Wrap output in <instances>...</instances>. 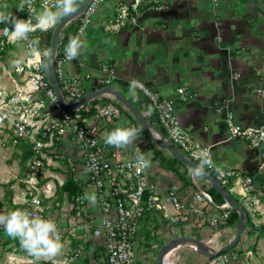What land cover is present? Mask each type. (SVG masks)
<instances>
[{"label":"built area","instance_id":"1","mask_svg":"<svg viewBox=\"0 0 264 264\" xmlns=\"http://www.w3.org/2000/svg\"><path fill=\"white\" fill-rule=\"evenodd\" d=\"M105 1L90 0L86 8L69 21L74 20L68 35L59 33L54 66L65 102H73L88 90L114 84L116 79L114 68L106 62L97 64L95 69L99 75L87 73L89 80L86 83L64 69V65L72 61L64 52L69 37L83 33V39L93 14ZM20 2L0 0V8L6 6V10L16 17L27 18V7L24 11L17 9ZM210 2L216 6L219 0ZM41 4L42 0H35L38 9ZM166 6L165 0H116L113 11L117 19L135 24L146 7L159 10ZM6 27L0 24V145L15 148L24 143L27 146V160L14 182L19 195L17 199L12 198L19 208L38 211L40 215L54 219L62 242L70 244L63 262L44 259L35 264H84V259H90L94 264H154L155 251L151 249L152 243L147 244V238L149 232L154 234L158 223L164 232L163 240L171 237L170 226L186 225L193 232L187 234L203 238L209 232L211 235L221 234L219 226L226 223L231 211L227 203H216L195 183L190 173L193 184L188 197L186 186L166 185L150 178L145 169L137 171L135 167L126 166L134 163L135 153L129 158H109L107 148L98 136L102 128L112 124L118 116V103L99 97L101 94L74 109H65L58 99L53 102L51 97L56 94L48 80L46 67L40 66L37 58L29 57L24 41H12L5 34ZM51 30L32 33L40 38L41 49L48 50ZM17 60L24 61L22 71L14 66ZM263 69L264 60L256 71L259 73ZM237 75L235 73L234 77ZM176 90L181 99L194 95L186 86ZM143 93L149 104L142 114L152 132L198 163L194 158L196 145L211 144L190 139L179 123L173 99L161 97L145 85ZM253 93L264 95V85L259 83ZM224 122L230 138L238 137L255 148L264 145V120L260 124L243 126L228 112ZM177 124L181 128V142H177L172 134ZM64 142L78 144L83 154L80 164L77 165L73 155L65 149ZM53 158L63 159L74 174L72 181L76 184V191L71 196L64 190L60 195L57 193L64 177L56 178L51 191L43 180L42 172ZM215 165V168L205 169L225 187L228 186L229 191L242 196L240 204L254 223L253 217L259 208L253 177L229 166ZM93 192L97 197L94 206L84 199L86 194ZM155 216H158L157 224ZM246 229L247 225L233 247L220 253L201 254L195 264H240L241 258L244 264H252V247L246 242L249 239L245 235Z\"/></svg>","mask_w":264,"mask_h":264},{"label":"crops","instance_id":"2","mask_svg":"<svg viewBox=\"0 0 264 264\" xmlns=\"http://www.w3.org/2000/svg\"><path fill=\"white\" fill-rule=\"evenodd\" d=\"M115 1L116 0H106L93 14L83 38L86 40L87 46L81 50V54L76 59L64 65L66 72L68 74H73L78 77L79 80L86 83L89 80L87 73L99 75L95 68L99 61L104 60L114 68L116 78L121 81L120 83L114 80L113 85L117 86L122 91L123 89L121 86H129L131 77L134 76L137 79H143L146 83L156 87L163 97L164 95L166 97L169 96V98L174 100L181 127L196 140L211 144L215 164L224 167L229 166L240 170L242 173L250 174L253 177L257 193L262 189L264 190V145L255 148L240 138H230L224 122V117L228 112H232L236 117L235 119L243 126L260 124L264 120V95L258 96L253 94L258 98L260 103L258 107L255 108L254 112H252L250 118H244V116L241 115L243 113L238 112L240 108L233 107V104H237V106H242L243 110H247L248 104L243 100L247 98L246 90L245 86L241 83L242 77H245L244 75L247 76L250 72H253L256 78L255 85L259 83L264 85V69L259 73L256 71L264 60V56L256 55V52H260L264 49V0H246V2L254 4V6L248 7L245 11L228 9L226 15H221V13L218 12L215 18L220 20L219 24L215 28H212V25H210L211 28H207L206 32L202 34L203 36L204 34L210 35L213 47L211 44L212 49H209V46L208 49H204L205 45L202 44L200 50L202 52L201 55H206L207 50L220 53V55L217 54L220 58V62L217 63H220L218 65L221 71L213 74H202L197 77V82L201 84L204 82H211L212 86L207 85V87H203L204 85H202L203 88L200 87L202 89H198L199 91L196 93L197 96L195 100H189L188 98L181 99L178 97L177 91L170 89V84H172L174 80L172 77L175 78L171 68L186 65V58L184 55L183 57L179 56L175 58L174 54L172 55V53H170L172 49V38L167 40L163 36L164 33H162V29L159 28V30L156 31L153 26L160 23L164 26V30L167 31L166 34L169 35L179 32L183 37L179 38L180 41L183 40L185 42L186 36L191 29H188L183 23H186L195 15V17H197L196 23L199 21V23L202 24V21L204 22L210 19V15L207 13L208 11L203 10V4L206 0H165L167 4L166 8L157 10L146 7L140 12L138 22L135 24L124 19L119 20L115 17L113 11ZM242 26L246 31L245 38L243 36L244 34L240 36L241 38L239 37L241 41H243L242 43L235 40V38H232L233 40L227 38L231 35L236 37L237 31H242ZM195 30L201 31L199 27ZM258 35L262 38L258 39ZM159 47L163 48L165 53L159 55L155 54L156 52H151L152 50L157 51ZM224 52L227 53V57L229 58L224 56ZM229 53L230 55L232 54V59H230ZM231 60L233 61V65ZM198 61L202 62L203 58L201 57ZM157 64L164 67L163 72H160V70L151 71L150 68L148 70H143L144 67L156 66ZM235 73L238 74L236 77H234ZM122 82H127L128 85ZM255 85H253V87ZM99 97L107 101H116L112 95L106 93L101 94ZM144 98L147 97H143V99ZM130 100L133 103L135 102L133 99ZM136 100L138 104L141 105L140 111L143 113L148 102H146V99H144L145 101L140 100V98ZM141 101H143V103ZM214 101H217V103H214ZM137 102L134 104L137 105ZM210 102H212L215 107L218 105H220V107L213 109V107H209L211 106ZM118 109L119 114L116 119L112 121L114 124L107 125V127H105V129L102 128L99 133L98 140L100 142L104 143L103 136L106 132L111 131L118 124L130 121L128 120L129 117L127 114L129 112L127 109L122 108L119 103ZM128 124L134 125L133 122H128ZM142 134L143 133L139 132L138 140L146 138L145 135L143 134L142 136ZM105 146L108 156L112 160L129 158L134 154V148L136 146L141 150V147H144V145L140 146L139 141H136L135 145L127 148H115L107 144H105ZM64 147L69 151V154L73 155L75 161L82 160V150L77 143L64 142ZM0 148H6V146L0 145ZM18 148H21L19 152H25L26 154V144L23 143L20 147L18 146ZM7 150H9V153L5 154L2 152L3 156L7 155V158L12 157V155L16 156L10 148ZM142 151L146 154L145 149ZM162 153L165 155L164 152ZM17 160L19 161V158H11L10 162L7 161V163H2V166H0V180L4 179L2 177L6 172L7 179L9 178V180L11 177L15 176L17 170V163L15 162ZM52 161H49L51 164L46 166L47 177L43 179L47 182L49 191L52 190L55 179L62 177V172L57 170V165L54 164L57 163L61 165L60 163L65 162L62 159H54ZM156 162L157 160H151V169L153 170L149 167L147 168L148 170L145 169V173H147L150 178L167 185L168 177H166L165 174L167 170H163V173L158 171V168L154 165ZM10 189L11 191L13 190L12 188ZM15 191L16 190H13L12 193L15 194ZM260 207V212L264 211V202L263 204L259 203V208ZM260 212L258 211L257 214H260ZM158 225L161 226L159 223ZM158 225L155 226L157 229L154 227L155 230L160 229ZM5 239H7V234L6 237L3 238V241ZM5 242L3 246L5 248L2 250L7 254V264L12 261H19V259L23 261L25 257L35 259L22 247L17 250L15 247L11 246L15 240H6ZM63 244L64 249L62 255L54 258L52 261L58 263L63 262L67 249L70 246L67 241L63 242ZM173 255L175 256V254ZM239 260L241 261H239L240 264L245 263L242 258ZM82 261L84 264H94L90 259H84ZM1 263L5 264V261L1 260ZM166 264L171 263L167 261Z\"/></svg>","mask_w":264,"mask_h":264},{"label":"rangeland","instance_id":"3","mask_svg":"<svg viewBox=\"0 0 264 264\" xmlns=\"http://www.w3.org/2000/svg\"><path fill=\"white\" fill-rule=\"evenodd\" d=\"M80 2H82V0H79V3ZM203 6H204L203 10L208 11L207 13H209L210 19H207L204 22L202 21V24L199 23V21L196 23L197 17H195L196 16L195 15L190 20H188L186 23H183L184 26L188 27V29H191L189 31V34L186 36L185 42L183 40L180 41L179 38H181L182 35H180L179 32L174 33L173 35H169V34H166L167 31L164 30V26L161 25L160 23L155 24L153 26V28L156 31L159 30V28L162 29V33H164L163 36L167 40L172 38L171 39L172 49H171L170 53H172V55L174 54L175 58H178L179 56L183 57V55L186 58L185 59L186 65L175 66V67L171 68L173 71V75H175V78L172 77L174 80H173V83L170 84V87H171L170 89L177 91V90H175V88L177 89L178 87H181V86H186L188 88H191V91L194 93V95L192 97H189L188 98L189 100H195L196 96H197V94H196L197 91L201 90L203 87H205V86L207 87V85L212 86L211 82L210 83L204 82L202 84L200 82H197L196 81L197 77L201 76L202 74H213L215 72L217 73L218 71H221V68H219L220 66L218 65L220 63H217V62H220V60H219L220 58L217 56V54L220 55V53H215L213 51L207 50L206 55H204V56L201 55L202 52L200 50L202 48L201 47L202 44L205 45L204 49L205 48L208 49V46L210 49L211 44L213 47V42L211 40L210 35L204 34V36H203L202 34L206 32L207 28H211L210 25H212V28H215L219 24L220 20L215 18L216 14L218 12L221 13V15H226V11H228V9H231V10H237L238 9L241 11H245V10H247L248 7L254 6V4H250L249 2H246V0H220V3H218L216 6H214L211 4L210 1L206 0L205 3L203 4ZM73 22H74V20L71 21L70 23L67 22L63 26V28L60 32H64L63 30H66L70 26L72 27ZM197 27H199L201 29V31H196L195 29H197ZM241 29H242V31H237L236 37L234 35L230 34L231 36H229L227 38H230L231 40H233L235 38V40L240 41L242 43L243 41H241L240 36H242V34H244L243 36L245 38L246 31H245V28L243 26ZM257 38L261 39L262 37L258 35ZM216 39H217V37H216ZM159 45H160V43H159ZM151 52H153V53L156 52L155 54H159V55L165 53L163 48H160V47L157 49V51L152 50ZM256 53H257L256 55H258V56H264V49L262 51L256 52ZM223 54L225 57H227L226 52H224ZM232 54H233V51H232ZM232 54L231 55H230V53L228 54L230 56V59L233 58ZM236 54H237V52H236ZM201 57L203 58L202 62L198 61L199 59H201ZM227 58H229V57H227ZM103 62L108 63L107 61L101 60L98 62V64L103 63ZM108 65H109V63H108ZM232 65H233V61H232ZM149 68L151 69V71L160 70V72H163V69H164L163 66H161L160 64H157L156 66L144 67L143 70H148ZM244 76L245 77H242L243 79H242L241 83H242V85L245 86V90H246V97L247 98H244L243 100L248 104L247 110H243L242 106H237V104H233V107H239L240 111H238V112L243 113L241 115H243L244 118L245 117L250 118L252 112H254L255 108L258 107V104L260 103V101L258 100V98L256 96L253 95L254 94L253 88H255L257 86V84L255 85L256 78H255L253 72H250L249 75H247V76L244 75ZM138 80H140L143 83V85L147 86L148 88L150 87L151 90L158 93L159 96L163 97V95H161V92L156 87H153L149 83H146L143 79H138ZM202 85H204V86L202 87ZM253 85H255V86L253 87ZM200 87H202V88H200ZM121 88L123 89V93H125V95L127 97H129V99H133V101H135L134 103H136L137 102L136 99L139 100V98H140V100L145 101L143 99V97L145 96L143 91H140L139 89H137L138 98H134L129 93V86H123V87L121 86ZM163 88H164V86H163ZM164 97H166V96L164 95ZM167 98H169V96H167ZM143 101H141V102L143 103ZM115 102L119 103L117 100ZM214 103H217V101H214ZM210 104H211V106H209V107H213V109H215L216 107H220V105L215 107L212 102H210ZM137 105H140V104H138V102H137ZM121 107L125 108L122 105H121ZM127 115L129 117L128 120H130L128 122H133L132 121L133 117L132 118L130 117L132 115H130V113H128ZM232 115L234 118H236L233 113H232ZM114 119H116V118H114ZM143 134H142V136H143ZM189 137L193 142L196 140L191 135H189ZM147 139L141 138L140 140H138V138H137V141H139L140 146L144 145V147H141V148H142V150L145 149L146 155L148 153H151V160H153V161L157 160L156 164H154V165L156 168H158L157 169L158 171L162 172L163 170H167V172L165 173L166 177H168L167 185H172L175 187L181 186L182 188L186 186L187 187L186 193H187V195H188V193L190 194L192 191V184L193 183L191 181V176L189 174V168L186 167L184 164H182L180 161H178V160L175 161V164L177 166L178 171L180 173L184 174V176H188L190 178V181L188 183L183 184V181L181 180V178L169 168L167 163L165 161H163L162 158H156L158 156V154H156V152L153 150V147L147 143ZM143 141H144V143H143ZM140 142L142 143V145ZM19 147H20V145H19ZM155 147H157L159 150H161L162 152L165 153V155L162 154V156H165L167 161L172 160L171 156H173V155L168 150L164 149L162 146H160V147L155 146ZM17 148L16 147L14 149L10 148L16 155V156L12 155V157H10V158H7V155L6 156L2 155V152L5 154L9 153V150H7V149H9V147L6 146V148H0V166H2L3 162L4 163L5 162L7 163V161L10 162L11 158H14V159L19 158V161L17 160L15 162V163H17L16 164L17 170L15 173V176L10 178V180H12L13 182L10 183L11 185L9 184V186L13 190H15L14 182L16 181V178L18 177V175L21 173V171L25 165V162L27 160V156L25 155V152H19V150L21 148H18V149ZM60 164L61 165L57 164L56 169L62 172V177H64L63 180L64 181L66 179L73 180L72 177L74 176V174H72L70 172V169L67 166V163L64 162V163H60ZM76 164L78 165V164H80V162L76 161ZM151 168H152V166H150V169ZM151 170H153V169H151ZM42 175H43V179H45L47 177L46 167L44 168ZM2 178H4V179L0 180V183H1L0 184V213L6 214L9 210L16 208V207L17 208L20 207V206L18 207L19 204L17 202H15L14 199L12 198L14 196L15 199H17L19 194H18V191L16 190L15 191L16 193L15 194L12 193V195H11V201L8 202L9 200L7 199V193H6V191H4L8 182L10 181L9 178L7 179V172L3 175ZM193 179L198 186H200L202 189H204L206 192H208V190H207L208 182L203 177H199V178L193 177ZM55 182H56V179H55ZM57 193H58V195H60L61 187H58ZM231 193L240 202V199H242V196L238 193H235V192H231ZM69 195L71 196V194H69ZM188 197H189V195H188ZM257 197H258L257 204H258V208H259V203L263 204V202H264V190L263 189L259 193H257ZM260 209H261V207L259 208V212H260ZM217 212H218V210L215 211V214ZM263 212L264 211L260 212V214H257L253 217V222H254L253 224L255 226H260L261 224H263V228L262 229L260 227L253 228V226L251 227L250 223L248 222L247 229L245 231V235L247 237H249V239L246 242H248L249 246L252 247V249H251L252 250L251 251V253H252L251 254L252 264H264V213ZM156 217L158 218V216H155V219H154L156 222L155 224H157ZM151 219L153 220L152 217H151ZM249 220H251V219L249 218ZM1 228H2V226H0V264H2L1 260L5 261V264H7V254H5L2 250L5 248V247H3L4 244L6 243L5 241L6 240H11V241L15 240V242H13V245H11V246L15 247L17 250H19L21 248V245H20L18 240L13 239V238L9 237L8 235H7V239H5L3 241V238L6 237V232L3 228L2 229ZM168 229L170 231V236H174L177 234H184V233L187 234L189 232L193 233L191 230L188 229V227L186 225L170 226ZM218 230L221 233L220 235H211L212 232L211 233L209 232V234H207V236H205V238L207 240L215 243V244L222 245L227 240V237L228 238L232 237L234 230H235V224H229L226 221V223L221 224L219 226ZM163 234H164V232H163L162 228L159 230H156L153 235H151L149 232V235L147 238V241H148L147 244L149 245L150 243H152L153 248H151V249H153L154 251L156 250L157 246L162 242ZM239 241H240V239H239ZM168 253L171 254L172 257L174 256L173 254H175V256L173 257L174 264H195L196 263L195 261H197L201 258V254H203V256L204 255L206 256L207 254H209V253H206V251H202L200 249L199 250L198 249L197 250L196 249L181 250V251H176V253L169 251ZM20 260L21 259H19V261H12L9 264H35L36 263L35 259H29L27 257H25L23 259V261H20Z\"/></svg>","mask_w":264,"mask_h":264},{"label":"clouds","instance_id":"4","mask_svg":"<svg viewBox=\"0 0 264 264\" xmlns=\"http://www.w3.org/2000/svg\"><path fill=\"white\" fill-rule=\"evenodd\" d=\"M79 0H42L41 7L35 6V0H21L17 5L19 11H24L27 7V18H18L4 8H0V24H5V34L12 41H24L27 45L30 58H37L40 66L46 67L52 61V54L47 49H41L40 38L33 36L35 32H48L54 29L60 20L70 16L77 10ZM83 33L69 37L65 45V57L68 60L76 59L81 50L87 46L86 40L82 39ZM24 61L17 60L14 66L18 71L23 70ZM137 89L144 91L143 83L136 77H131L129 82V93L132 97L138 98ZM52 101L57 100L56 96L51 97ZM151 111V109H149ZM139 129L123 122L118 124L111 131L103 136L104 143L115 148H127L135 145L139 136ZM173 138L181 142V128L179 124L175 128ZM197 151L194 158L196 164L189 165V173L196 178L205 174V168H215L213 160L212 146L201 147L196 145ZM134 163L126 166L135 167L137 171H142L151 166V153L147 155L138 147L134 148ZM219 171V168L216 169ZM87 199L93 206L97 203L95 193L86 194ZM0 226L5 229L6 234L19 241L21 247L36 262L42 259L53 260L62 255L64 244L61 239L56 222L52 218H47L39 212H30L21 208H13L6 214L0 213Z\"/></svg>","mask_w":264,"mask_h":264},{"label":"water","instance_id":"5","mask_svg":"<svg viewBox=\"0 0 264 264\" xmlns=\"http://www.w3.org/2000/svg\"><path fill=\"white\" fill-rule=\"evenodd\" d=\"M90 0H82L78 4L77 10L72 13L70 16H66L60 20L57 26L51 30L49 36L48 50L52 54V61L46 66V73L48 80L56 94V97L60 104L65 109H74L77 108L92 98L100 94H110L112 95L122 106H124L132 115V117L137 121L142 127L144 134L147 136L151 144L154 146H162L164 149L168 150L172 155H174L178 161L184 164L189 168V165L196 164L193 160L187 158L175 145L170 143L168 140L162 136L152 132V128L149 125L147 119L142 114L140 109L123 93V91L113 84H105L98 88L88 90L81 94L73 102H65L62 98L60 86L58 83L57 75L55 72L54 66V53L56 50L57 40L60 31L63 26L69 22L72 18L81 13L87 6ZM208 183H210L214 189L220 193L224 202L237 213V221L235 224V230L232 237L224 244L218 245L215 244L206 238L200 236H194L191 234H177L163 240L156 248L154 253V264H164V254L166 252L172 251H181V250H193V249H202L204 247L209 251L206 253H220L225 251L235 245L238 238L244 231L246 225L248 224V215L244 207L240 202L235 198V196L223 185L221 184L207 169H205V174L202 176ZM204 251V250H202Z\"/></svg>","mask_w":264,"mask_h":264},{"label":"trees","instance_id":"6","mask_svg":"<svg viewBox=\"0 0 264 264\" xmlns=\"http://www.w3.org/2000/svg\"><path fill=\"white\" fill-rule=\"evenodd\" d=\"M70 28H71V26L68 27L66 30H63L64 31L63 32L64 36L68 35V31L70 30ZM115 81H119L121 83V81L118 80L117 78L115 79ZM122 83H124L125 85H128L127 82H122ZM144 99H146V102H148V104H149L148 98H144ZM136 106L139 109L141 108V105H136ZM89 113L90 112H87V114H89ZM130 117L132 118V116H130ZM132 121H133L134 125L140 130V132L141 133H144V131H143L142 127L140 126V124L137 121H135L133 118H132ZM145 137L147 139V136L146 135H145ZM147 142H148L149 145H151L153 147V150L156 152V154H158V156L156 158H162V160L167 163V165L169 166V168L173 172H175L181 178V180L183 181V184H186V183H188L190 181V178L188 176H184V174H182V173H180L178 171L177 166L175 164V161H177V158L174 155L171 156L172 157V160H168L167 161L166 157L165 156H162L163 153H162L161 150H159L157 147H155L153 144H151V142L149 141V139H147ZM10 183H12V180H10L8 182V184H7V186H6L5 190H4L7 193V199L9 200V201L7 200L8 202L11 201V195H12V191H11L10 186H9ZM60 187H61V191L62 190L67 191L69 194H72V193H74L76 191V184L72 180H70V179H66L63 182L62 186H60ZM227 188H228V186H227ZM207 190H208L210 196L212 197V199L216 203H222V202H224V199L222 198V196L220 195V193L217 192L210 183H208ZM19 206L20 205H18V207ZM236 221H237V213L232 209L230 211L229 216H228L227 222L229 224H236ZM248 222L250 223L251 227L253 226V228H256V227H260L261 229L263 228V224H261L260 226H255L249 219H248ZM36 263H38V262H36Z\"/></svg>","mask_w":264,"mask_h":264},{"label":"bare ground","instance_id":"7","mask_svg":"<svg viewBox=\"0 0 264 264\" xmlns=\"http://www.w3.org/2000/svg\"><path fill=\"white\" fill-rule=\"evenodd\" d=\"M201 248H202L201 250L209 251L208 249H206L204 247H201ZM167 261H169L171 264H174V259H173L172 255L169 254L168 252H166L164 254V264H166Z\"/></svg>","mask_w":264,"mask_h":264}]
</instances>
